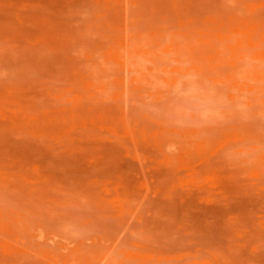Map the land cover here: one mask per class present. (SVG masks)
<instances>
[{
  "label": "rangeland",
  "instance_id": "1",
  "mask_svg": "<svg viewBox=\"0 0 264 264\" xmlns=\"http://www.w3.org/2000/svg\"><path fill=\"white\" fill-rule=\"evenodd\" d=\"M0 264H264V0H0Z\"/></svg>",
  "mask_w": 264,
  "mask_h": 264
}]
</instances>
